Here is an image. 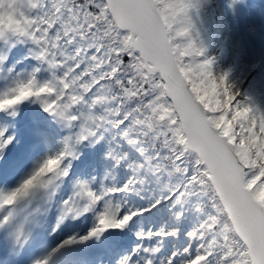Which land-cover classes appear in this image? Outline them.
<instances>
[{"label":"snow or ice","instance_id":"6c2138e0","mask_svg":"<svg viewBox=\"0 0 264 264\" xmlns=\"http://www.w3.org/2000/svg\"><path fill=\"white\" fill-rule=\"evenodd\" d=\"M217 2L0 0V264H264V82L206 54Z\"/></svg>","mask_w":264,"mask_h":264},{"label":"rangeland","instance_id":"374dc122","mask_svg":"<svg viewBox=\"0 0 264 264\" xmlns=\"http://www.w3.org/2000/svg\"><path fill=\"white\" fill-rule=\"evenodd\" d=\"M256 3L257 9V6L260 5L261 8H264V0H256ZM244 4L241 0V3L238 5V11L236 14H232L231 11L224 7L223 0H218L215 6L210 4L202 10L205 15L202 16L201 13L199 22L201 24L205 20L209 21V26L203 33L211 39V44L206 54L215 59L216 71L223 72L231 69L232 78L240 86L248 89L254 88L258 83L264 82V57H259L260 53H257L258 59L260 58L262 62L259 64L260 67H254L255 69L253 66L258 59L252 57V51L259 49L262 43L258 38L262 37L264 39V35H257L258 29L254 26L249 35L246 33V27L241 24L239 19L242 16L245 23H248V21L250 23V20L254 16L256 17L259 10L256 8L252 9V1H249L245 6ZM261 103H264V100Z\"/></svg>","mask_w":264,"mask_h":264},{"label":"bare ground","instance_id":"6f19581e","mask_svg":"<svg viewBox=\"0 0 264 264\" xmlns=\"http://www.w3.org/2000/svg\"><path fill=\"white\" fill-rule=\"evenodd\" d=\"M249 1H252V4H253V8L252 9H255L256 8V0H242V2H244L245 4H247ZM245 4H244V6H245ZM258 7V9L257 10H259V12L257 13V15H256V17L254 16L253 17V19L252 20H250L251 22L249 23V21H248V23H245V20L243 19V17L241 16V18L239 19L240 21H241V24L243 25V26H245L246 27V33L249 35V32L253 29V26L254 27H256V29H258V33H257V35H260V36H263L264 35V8L262 7L261 8V5L260 6H257ZM245 34V33H244ZM257 40V39H256ZM258 40L260 41V42H262L261 43V45L259 44V43H256V44H259L260 45V47H259V49H257V50H253L252 52V57L254 58L255 57V59H258V54H259V57H264V39L262 38V37H260V38H258ZM242 41V40H241ZM245 43V42H244ZM254 43V42H253ZM253 45V44H252ZM249 46V45H248ZM251 46V45H250ZM253 48V47H252ZM257 48V47H256ZM242 50V49H241ZM259 52V53H258ZM258 53V54H257ZM240 54V53H239ZM238 55V54H237ZM248 55V54H247ZM244 57V56H243ZM264 59V58H263ZM251 61V60H250ZM253 61V60H252ZM254 62V61H253ZM262 62V60H260V58L254 63V66H253V68L254 67H260L259 66V64ZM255 64H257V65H255ZM263 65V64H262ZM255 69V68H254ZM251 71V70H250ZM249 72V71H248ZM263 73V72H262ZM261 75V74H260ZM264 76V75H263ZM253 78V77H252ZM252 80V79H251ZM263 101V100H262Z\"/></svg>","mask_w":264,"mask_h":264},{"label":"trees","instance_id":"16d2710c","mask_svg":"<svg viewBox=\"0 0 264 264\" xmlns=\"http://www.w3.org/2000/svg\"><path fill=\"white\" fill-rule=\"evenodd\" d=\"M202 16L205 15V13L202 11ZM209 26V21L205 20L200 24V31H201V38L203 40V45L206 47V49H208L209 45L211 44V39L208 38L206 35H204L203 32H205L207 30Z\"/></svg>","mask_w":264,"mask_h":264}]
</instances>
